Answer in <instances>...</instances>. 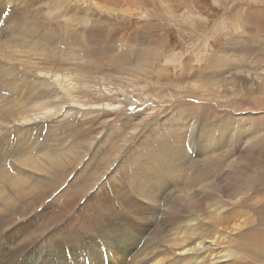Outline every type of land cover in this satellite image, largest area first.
<instances>
[{
    "label": "rangeland",
    "instance_id": "1",
    "mask_svg": "<svg viewBox=\"0 0 264 264\" xmlns=\"http://www.w3.org/2000/svg\"><path fill=\"white\" fill-rule=\"evenodd\" d=\"M0 2L6 4L2 7L0 3V29L3 28L0 39L9 40V43H14L11 46L20 49L29 48L26 44L32 45L36 52L49 47L47 55L42 58L37 56L39 61L36 60V63L41 62L42 67L51 68V71L60 69L63 72L61 61L68 59L64 60L73 77L66 83H69V87L73 86L69 90L73 99H77L71 104L61 99L51 102L56 111L43 120L25 122L15 128H3L6 132L0 129V156L5 151H18L17 144L20 141L32 142L29 145L34 150V146L42 142L52 147L56 143L55 139L58 144L62 139L68 146L74 144L78 150L81 146L85 148L92 147L94 143L93 147L102 144L92 167H87L88 170L76 182L68 184L66 194L56 198L77 171V164L53 173L54 178L43 193L21 204V208L18 206L14 214L10 213L6 222L3 221L4 225H10L18 221L20 216H32V229L37 230L58 217V234L49 239L47 248L49 246L50 249L56 241L60 248L61 244L69 248L104 230L101 223L107 217L114 218L116 205L134 196L128 188L129 169L125 166L112 171L99 188H91L88 192H83L82 188L84 183L93 180L90 173L97 174L108 168L105 159L108 155L110 158L115 156L113 147L125 137L127 145L117 156V162L127 156L137 143L143 145L139 142L141 139L166 140L165 148L169 153L163 154L162 149H158V156H181L177 144L181 141L180 137L182 141L185 137V142L192 146L188 154L194 161L190 163L189 157L181 156L185 159L180 173L184 181L189 163L198 164L201 159H208V163L201 167L210 170L213 179L231 174V169H240L238 165L228 167L221 160L232 156L235 159L237 156L244 157L247 153L246 143L249 140L255 143L258 141L255 138L264 134V0ZM13 13L19 18L12 17ZM3 19L7 23H2ZM23 20L36 21L46 32L54 33L58 41L46 44L45 34L23 28ZM27 31L30 33L27 34ZM222 58L229 63H225ZM3 65L0 63L2 70L5 69L0 72V102L24 100L35 92L30 83L36 84L33 81L37 74L10 64ZM243 72L247 75H243ZM107 103L112 108L106 109ZM218 119L223 121L216 122ZM149 127L152 132L144 137ZM167 127L171 133L170 140ZM174 128L180 130L177 137ZM133 129L136 131L131 133ZM104 139L106 142L102 143ZM184 143L180 146L183 153ZM259 143L253 159L246 166L249 165L254 175L259 174L264 164V135ZM156 160L166 176V185L169 171L173 170L163 168L161 160ZM193 166L188 169L192 172H189L191 176L196 172ZM220 171L224 174H220ZM262 191L264 194V187ZM244 196L242 200L237 197L234 200H241L236 207L245 211L251 221L240 230L241 234L240 231L236 232L237 237L233 233L234 245L230 246L224 238L226 241L220 242V246L214 245V254L205 253L204 249L202 252L206 259L203 258L201 264H210L213 256L221 259L219 250L226 248L236 252L238 259L241 258L238 264H264V247H260V235L256 233L257 228V231L264 230V199L261 201L262 197L257 198L250 191ZM258 200L260 203L256 202ZM152 210L153 206L145 210L147 218L153 216ZM189 212H186L184 220L188 215H197ZM124 215L130 217L129 211ZM121 217L119 214V221H128ZM252 219H255L254 223ZM119 221H113L106 229L115 228ZM130 221L125 224L134 227ZM247 229L255 233L252 235ZM128 241L131 244L133 239ZM87 255L91 264H99L97 256L101 255L97 250ZM73 259L79 261L78 258Z\"/></svg>",
    "mask_w": 264,
    "mask_h": 264
},
{
    "label": "bare ground",
    "instance_id": "2",
    "mask_svg": "<svg viewBox=\"0 0 264 264\" xmlns=\"http://www.w3.org/2000/svg\"><path fill=\"white\" fill-rule=\"evenodd\" d=\"M0 3L2 7L6 5L2 2ZM11 16L19 18V15L15 13ZM6 19H3L2 23H7ZM36 24V21L30 22L23 20V28L30 31L32 30L34 33L41 31L45 34L44 40L46 44H52V42L58 41L59 38H57L54 33L50 32V34L48 31L46 32L43 27ZM2 29H0V31ZM28 33L30 32L27 31V34ZM31 35L29 34V36ZM32 37L30 39H32ZM2 40L0 39V63L2 65L10 64L18 67V69H25L27 72L37 74V77H34L35 80L33 81L37 85L30 83V87L33 86V91L35 92L32 91L33 93L29 94V97L23 98L24 100H12L6 101L5 103L0 102V129L3 132H6L3 128H15L17 125L25 122L43 120L49 117V115H52L56 111L52 103L58 101V99L67 102V104H71V101H77V99H73V95L69 90L70 88L73 89V86L69 87L70 85L67 86L69 83H66L71 81L73 77L72 72L69 71L70 67L67 66L68 63L66 60L68 59L64 58L66 60L63 59L61 61L63 65L61 69L63 72H61L60 69L58 71H51V68L46 69L42 67L41 62L36 63L37 56L42 58L49 47L45 49L44 47L41 49L38 48L39 50L36 52L34 51L35 47L32 45L26 44L29 48L24 47V49H20L11 46L13 42L9 43V40ZM32 41L33 40H31V42ZM66 53L68 52H64V54ZM39 58L37 61H39ZM226 62L227 61H225V63ZM0 67L1 72L2 66ZM54 70H57V68H54ZM242 74L247 75L244 74V72ZM109 104L110 103H107L108 106L105 105L106 109L112 108V106H110L111 104ZM6 118L9 119L5 120ZM174 123L178 124V121ZM41 125L43 126L44 124ZM173 130L176 132L177 137V133H179L180 130L178 128H174ZM135 131L136 129H133L131 133ZM151 132V127H149L144 133V137H148L147 135ZM263 135L259 134V136L255 138L258 140L255 143L251 142V140H249V143H246L245 149H247V153L244 157L237 156L235 159L232 156L230 159L226 158L221 160V163L228 167H234L236 165L241 166L240 169L236 171L231 169V174L228 173L223 175L221 179H213L210 170L201 167L202 164L208 163V159L204 161L201 159V161H198V164L193 163L190 165V163L194 161L188 154L192 146L185 142V137L183 141L180 137L181 141L183 143L185 142V152L183 153V151L180 150V146H182L181 141L177 144V148L181 156L184 157L185 155L189 157L188 161L190 162L185 172L184 181H182L180 177V173L184 168L182 161L185 159L183 157L158 156V149H162L163 154L169 153L165 148L166 140L147 139V141H145L141 139L139 142L144 143L143 145L137 143L134 148L131 149L130 153L128 152L129 154L127 156H123V158L117 162V156L121 153L125 145H127L125 137L121 143H117L113 147L112 150L115 156L110 158L108 155L105 159V164L108 165V168L106 167L107 171L105 170L97 174L90 173L91 179L93 180L83 184V192H88L91 188H99L101 186L100 183H104L108 176L111 175L112 171H118V168L120 169L124 166L127 167L129 169L130 179L128 180V188L133 191L134 196H130L127 200H124V202L122 201L123 203L116 205L114 214L119 217V214L122 216L126 211H132L134 214L138 215L139 217H137V219L128 221L132 222L134 227L138 224L136 228L138 234L140 236L148 234L150 246L153 245V248H146L134 254L136 247L132 241L131 244H129L128 253H126L127 257L131 256V260L128 264H201L205 253L209 252L211 255L214 254L216 252L214 245L220 246V242L226 241L223 240L224 238L227 239L226 243L230 244V246L234 245V238H232L233 233L236 235V232L238 233V231L243 230L242 228L251 221L249 220L251 217L245 211L236 207V204L246 197L244 193L250 191V193H255L257 198L262 197L261 201L264 199V194L261 193L264 187V164L261 166L259 174L256 173V175L250 172L249 165L246 167L247 163L253 159L252 157H254L256 147H259L262 143L259 142ZM170 137L171 133L168 130V140L171 139ZM105 140L106 139H104L102 143H105ZM54 141L56 143L52 145V147L42 142L39 146H34L35 150L31 149L32 146L29 145L32 142L20 141V143L17 144L18 151L16 150L14 153L5 151L0 156V264H68L66 249L69 251L72 259L74 257L84 262L83 258H86L91 264L87 254L90 255L92 252H95L97 250L96 247L101 244L108 246L105 242L108 243V240L112 237L109 231L101 230L95 235L82 239L80 244L71 245L69 248L61 244L62 248H60L59 242L56 241L53 242L54 244L51 245L49 249V246L47 248L49 239L58 234V217L52 222L45 223L46 226L44 225L42 228H37V230L32 229V216H20L18 221L10 225L3 224V221L7 220V215L13 213L18 206L21 208V204L32 201L50 186L54 178L52 175L53 173H56L57 170H64L68 166L77 164V171L72 174L71 179L67 181L66 185L57 193L58 196H56V198H59L64 193L66 194L69 189L68 186L83 176L88 170L87 167H92L93 162L97 159L100 150L99 146L102 145L98 144L93 147L94 143L92 147L86 146L84 148V146H81L78 150L74 144L73 146L72 144H70V146H68L69 144H64L63 139L59 144L57 139ZM58 148H60V150H57ZM151 148H154L153 151H151ZM80 149H82V151ZM89 152L90 155L88 156L87 153ZM156 158L161 160V166L163 168H169L174 172L169 171V176L166 178L167 184L161 189L158 187V183L162 180L164 182L166 176L163 175ZM102 159H104V157ZM242 160H244V162ZM194 164L196 166H193ZM192 166L195 168L196 172L191 176V174L189 175L190 171H188V169ZM7 167H10L11 171ZM220 174H224V172L220 171ZM237 193L241 194L238 195ZM234 197L241 200H234ZM256 202L260 203L259 200ZM150 206H153V216L151 218L155 217L154 220L147 218L145 215V210ZM177 209L181 211H176ZM187 211L197 215H191L192 217L188 215V218L184 220ZM157 215H159V218H156ZM106 219L107 218H105L104 221ZM254 221L255 219H252V223H254ZM259 221L261 222L260 219ZM112 222V220H109L107 223L101 224V226L103 229H106ZM180 226H182L184 230ZM257 229L256 233L260 235V238H258L260 241L259 244L260 247L263 248L264 230L261 232L257 231ZM251 231L248 232L251 233ZM216 233L218 234L216 235ZM239 233L241 234V231ZM254 233L253 231V234ZM72 248H74V250H72ZM204 249H206L204 251L205 253L202 252ZM219 253V258L221 259H215L213 256L210 264H217V262H219V264H238L242 261L241 258H239L240 261H238L239 256L229 248L223 251L219 250ZM193 258L194 260L190 263L185 262Z\"/></svg>",
    "mask_w": 264,
    "mask_h": 264
},
{
    "label": "crops",
    "instance_id": "3",
    "mask_svg": "<svg viewBox=\"0 0 264 264\" xmlns=\"http://www.w3.org/2000/svg\"><path fill=\"white\" fill-rule=\"evenodd\" d=\"M231 54V52H229Z\"/></svg>",
    "mask_w": 264,
    "mask_h": 264
}]
</instances>
